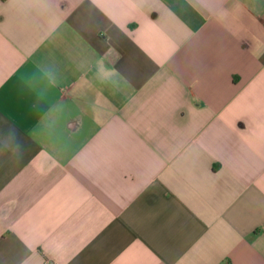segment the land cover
<instances>
[{
    "label": "crops",
    "instance_id": "0c3cea01",
    "mask_svg": "<svg viewBox=\"0 0 264 264\" xmlns=\"http://www.w3.org/2000/svg\"><path fill=\"white\" fill-rule=\"evenodd\" d=\"M264 264V0H0V264Z\"/></svg>",
    "mask_w": 264,
    "mask_h": 264
},
{
    "label": "built area",
    "instance_id": "2783aa9c",
    "mask_svg": "<svg viewBox=\"0 0 264 264\" xmlns=\"http://www.w3.org/2000/svg\"><path fill=\"white\" fill-rule=\"evenodd\" d=\"M46 264H59V263H57V262H55V261H52V260H48V261L46 262Z\"/></svg>",
    "mask_w": 264,
    "mask_h": 264
}]
</instances>
